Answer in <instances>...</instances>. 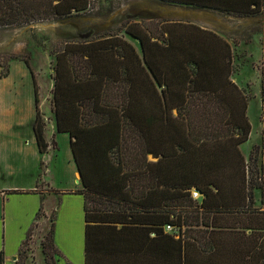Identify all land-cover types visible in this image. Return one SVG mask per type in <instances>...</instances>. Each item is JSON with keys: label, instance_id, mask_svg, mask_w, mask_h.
Returning a JSON list of instances; mask_svg holds the SVG:
<instances>
[{"label": "trees", "instance_id": "16d2710c", "mask_svg": "<svg viewBox=\"0 0 264 264\" xmlns=\"http://www.w3.org/2000/svg\"><path fill=\"white\" fill-rule=\"evenodd\" d=\"M166 1L236 16L264 11V0ZM90 5L0 0V26L60 20ZM123 27L126 35L68 41L52 51L57 131L71 136L83 184L68 193L85 199V264H264V130L246 157L241 145L252 130L251 96L233 79L232 44L192 22ZM4 57L2 78L15 57L30 67L23 55ZM262 74L264 121V67ZM34 93L33 128L45 152L35 80ZM259 154L260 167L252 169L249 159ZM40 194L14 264H26L36 220L45 215ZM57 218L58 209L41 241L48 264L63 256Z\"/></svg>", "mask_w": 264, "mask_h": 264}, {"label": "rangeland", "instance_id": "374dc122", "mask_svg": "<svg viewBox=\"0 0 264 264\" xmlns=\"http://www.w3.org/2000/svg\"><path fill=\"white\" fill-rule=\"evenodd\" d=\"M128 21L145 22L155 28L164 21L192 22L219 32L230 41L235 67L233 79L251 96L250 103L248 102L249 117L254 130L252 138L242 147L247 155H251L253 146L260 141V117L262 118L263 112L261 91L264 67V11L257 15L236 16L213 8L166 0H91L87 10L60 20L38 21L22 26H0V62L5 64L4 56L23 55L30 65L28 67L25 61L15 57L10 61L9 76L0 77V166L1 161L7 160L5 148L9 142L6 139L11 131L14 134L10 138L20 141L21 134L16 130L29 133L33 125L34 80L39 92V111L46 125L43 113L50 114L48 101H52L54 87L55 55L52 51L61 48L68 41L99 39L113 33L126 35L123 25ZM128 38L139 47L137 41L129 36ZM30 108L32 110L29 113ZM58 136H61L59 141L62 151L57 163H63L68 151V141L62 135ZM20 152L19 149L18 152H13L15 155L10 156L16 159ZM147 159L157 160L152 154H149ZM261 160L260 154L258 161L249 159L252 169L258 170ZM17 163L24 164V172L21 175L0 176V188L11 184H30L39 177L37 189L47 193L43 200L45 215L36 220V227L27 246L29 257L25 263L48 264L41 241L50 230L51 217L59 207L60 197L54 193V189L45 187L43 182L40 183L42 176H31L36 175L34 156H23ZM57 178L60 179V176L57 175ZM2 204L0 198V209Z\"/></svg>", "mask_w": 264, "mask_h": 264}, {"label": "crops", "instance_id": "0c3cea01", "mask_svg": "<svg viewBox=\"0 0 264 264\" xmlns=\"http://www.w3.org/2000/svg\"><path fill=\"white\" fill-rule=\"evenodd\" d=\"M51 97L53 98V94ZM48 103L50 114L46 115L43 113L46 117L44 135L48 142L47 150L45 152L40 151L34 132L33 127L37 112L34 98L32 105L34 108L33 125L29 129V133L16 130L21 134L20 141L10 138L13 137V131H11L12 133H10L9 137L7 136L8 139L6 140L9 142V145L5 148L7 160L1 161L0 176L21 175L25 166L23 163H17V160L28 155L35 157L36 164L34 167L36 168V175L32 174L31 176H42L43 180L40 183L43 182L45 187L54 189V193L60 197L55 241L63 256L59 259L58 264H85V199L80 193H68L69 190L82 189L83 184L71 148V136L67 132L57 131L52 101L50 100ZM29 105H31V101H29ZM31 110L30 108L29 113ZM247 115L249 117V105ZM260 119V141L255 144H261L262 142L264 121L261 117ZM253 130L254 126L252 124L249 140L252 138ZM58 135H62L68 141V151L65 154V162L63 163H57L58 159L60 160L59 157L62 151L59 141L61 136ZM245 143L241 145V149ZM19 149L21 151L20 155H17L19 157L16 156L17 158L15 159L10 156L15 155L13 152H18ZM243 153L248 157L249 154L247 155L244 151ZM57 175L60 176V179L57 178ZM38 184L39 177L35 178L30 184H11L8 187L0 188V198L3 203L0 209V264L1 255H3V264L15 263L20 246L25 240L27 231L34 222L41 205V194L37 189Z\"/></svg>", "mask_w": 264, "mask_h": 264}, {"label": "built area", "instance_id": "2783aa9c", "mask_svg": "<svg viewBox=\"0 0 264 264\" xmlns=\"http://www.w3.org/2000/svg\"><path fill=\"white\" fill-rule=\"evenodd\" d=\"M194 196L196 197V196H198V192H194ZM169 227V229H171V226H168Z\"/></svg>", "mask_w": 264, "mask_h": 264}, {"label": "water", "instance_id": "95a60500", "mask_svg": "<svg viewBox=\"0 0 264 264\" xmlns=\"http://www.w3.org/2000/svg\"><path fill=\"white\" fill-rule=\"evenodd\" d=\"M79 170V169H78ZM79 174H80V172H79ZM80 177H81V174H80Z\"/></svg>", "mask_w": 264, "mask_h": 264}]
</instances>
